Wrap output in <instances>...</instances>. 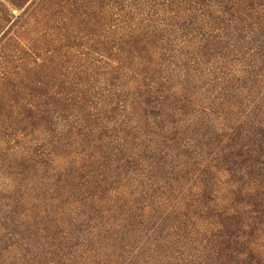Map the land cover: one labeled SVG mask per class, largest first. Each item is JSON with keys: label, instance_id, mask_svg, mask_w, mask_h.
I'll use <instances>...</instances> for the list:
<instances>
[{"label": "rangeland", "instance_id": "rangeland-1", "mask_svg": "<svg viewBox=\"0 0 264 264\" xmlns=\"http://www.w3.org/2000/svg\"><path fill=\"white\" fill-rule=\"evenodd\" d=\"M261 151L264 0H0V264H264Z\"/></svg>", "mask_w": 264, "mask_h": 264}, {"label": "trees", "instance_id": "trees-1", "mask_svg": "<svg viewBox=\"0 0 264 264\" xmlns=\"http://www.w3.org/2000/svg\"><path fill=\"white\" fill-rule=\"evenodd\" d=\"M262 153H263V155H264V151H261ZM42 164H46V161L45 162H42ZM253 259V258H252Z\"/></svg>", "mask_w": 264, "mask_h": 264}]
</instances>
